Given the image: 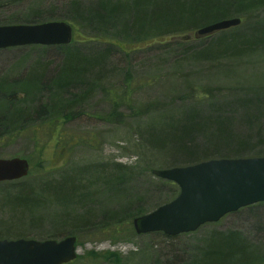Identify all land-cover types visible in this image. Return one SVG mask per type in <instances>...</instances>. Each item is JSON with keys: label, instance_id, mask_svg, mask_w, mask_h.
Instances as JSON below:
<instances>
[{"label": "rangeland", "instance_id": "rangeland-1", "mask_svg": "<svg viewBox=\"0 0 264 264\" xmlns=\"http://www.w3.org/2000/svg\"><path fill=\"white\" fill-rule=\"evenodd\" d=\"M164 3L0 0V25L35 14L65 18L78 42L0 49V158H26L31 166L26 177L0 182V239L76 235L79 256L70 264H212L204 256L214 243L209 251L217 258L241 244L214 264H264L262 202L176 236L135 230V217L180 192L153 170L194 164H175L184 161L171 143L182 119L235 121L256 145L244 157L264 156V0L213 1L209 22L225 13L243 19L239 44L224 46L213 45L224 32L171 41V32L193 35L195 28L175 31L192 26L186 16L165 26L169 21L154 15ZM139 13L143 22L132 30ZM117 97L126 98L122 117H109ZM84 220L85 228L71 223ZM110 253L119 262L107 259Z\"/></svg>", "mask_w": 264, "mask_h": 264}, {"label": "water", "instance_id": "water-1", "mask_svg": "<svg viewBox=\"0 0 264 264\" xmlns=\"http://www.w3.org/2000/svg\"><path fill=\"white\" fill-rule=\"evenodd\" d=\"M242 18H225L197 29L190 38H202L237 27ZM74 28L67 21L0 25V49L26 45H69ZM28 159L0 158V182L26 177ZM155 175L175 182L179 195L153 211L137 216V233L162 231L176 236L217 222L242 207L264 202V156L214 158L185 166L155 169ZM78 256L77 237L60 241L0 239V264H66Z\"/></svg>", "mask_w": 264, "mask_h": 264}, {"label": "trees", "instance_id": "trees-1", "mask_svg": "<svg viewBox=\"0 0 264 264\" xmlns=\"http://www.w3.org/2000/svg\"><path fill=\"white\" fill-rule=\"evenodd\" d=\"M213 1L214 0H165L164 7L160 6L159 8L161 11L159 13H155L154 15H156V17L158 16L162 17V19H164L165 21H169L168 23L165 24V26L172 27V28L178 24H181L179 21H181V19L184 18L185 16L188 18L191 17L192 18L191 27L182 28L181 27L182 25H181L175 31H186L193 27L195 28L194 30L196 31L199 27H201L202 24H204L205 22L211 21V19H208L209 18L208 14L210 13L212 9ZM32 16L33 17L26 19V20H22L21 22L22 23H39V22H45V21H50V20H57L53 16L44 17V16H37L36 14ZM144 16H145L144 14L139 13L135 17L136 19L134 23L131 25L133 26L132 30L134 29L136 30L137 28H140V24L143 22L142 19ZM147 16H151V14ZM226 16L227 18L231 17L229 16L228 13L220 15L222 19H224L223 17L226 18ZM59 20H66V19L62 18ZM6 24H9V23H6ZM242 24H243V21L241 25L237 26V28L235 27V29L231 31H229L230 29H228V30L222 31L224 33L220 32L222 34L220 33L214 34V35L220 34L221 36L218 37L220 39L217 40L213 45L224 46V45H230V44L231 45L239 44L238 39L241 38V36L239 35L243 31V27H244ZM74 30H75V39L73 43H71L70 45L74 43L75 44L78 43L76 40V27L75 26H74ZM171 33H174V35L170 37L171 41L186 42V41H191L194 39V38L189 37L192 34L190 32L180 33V34H176V32H171ZM229 34H232L233 41H230L231 43L225 40L226 38H228ZM224 40L226 41L225 43H223ZM70 45L50 46V47L40 46V47H42L43 50H48L49 48H58V49L62 48L63 49V48L70 47ZM213 48H216V47H212V49ZM77 50H79V48H77ZM74 57H75L74 55H71L70 58L72 59L69 58L67 62L72 61ZM125 104H126V98H122V97L113 98L112 112L109 114V117H113L114 115H118L119 117H122V115H119V114H122V113H119V110ZM25 115L27 116V110L25 108L19 111L17 114L18 118H20L21 120L25 117ZM186 119H182V121L180 122V126L178 128L179 131L177 132L178 134L177 137L171 139L172 140L171 143L174 145L173 153L175 154V156L184 158V161L175 162L176 165L186 164V163H197L205 159H212L214 157L216 158L244 157V156H248L249 154L254 153V152H249L251 151L249 148L253 149L254 146H256L253 140V136L249 134L242 135L241 132H238L235 127V121L229 120L228 118H225V117H216V116L202 118L201 120L195 117V118H192V121L190 119L188 120ZM118 120H121V119H118ZM198 135L204 136L202 137L204 138L206 143L202 140L203 141L202 145L204 146L207 145V147H202L200 143L197 144L198 138H200ZM212 144L214 146H212ZM251 144H254V145L250 147ZM257 155H260V154H257ZM25 198H29V195H25ZM82 217H84V215H82L81 217H78L77 219H80ZM71 223L79 224V228H85L89 226L90 224L89 220L75 221ZM73 233L75 234V232ZM67 234H70V232L69 231L64 232V233H54L53 232L47 236H44V235H41V236L53 238L54 236H58V235L65 236ZM231 235H234V234H228L226 236L228 238ZM215 236L216 237L211 239L210 245H212L215 240L219 239L217 235ZM79 242L80 241L78 240L77 242L78 246L80 245ZM225 242L222 241V243H225ZM220 245H223V244H220ZM215 246L216 245L214 243L213 247L211 246L210 248V249H213L212 250L213 253L215 251L214 248H217ZM238 247L235 249L234 253L237 251ZM212 252L210 251L205 252V255L208 254V256H204V259L212 264L224 262L225 259H227L228 257H231L234 254V253L232 254L229 252L228 253L224 252V254L219 256V258H217V257H213L214 254ZM94 256L95 257L93 258H100L98 254ZM106 258L109 260H115L119 262V257L115 253H110L109 256H107Z\"/></svg>", "mask_w": 264, "mask_h": 264}, {"label": "bare ground", "instance_id": "bare-ground-1", "mask_svg": "<svg viewBox=\"0 0 264 264\" xmlns=\"http://www.w3.org/2000/svg\"><path fill=\"white\" fill-rule=\"evenodd\" d=\"M221 20H223V19L215 20V21H212V22H210V23H208V24H213V23L218 22V21H221ZM222 31H224V30H222ZM222 31H219V32H217V33H220V32H222ZM59 46H62V45H59ZM221 158H225V157H221ZM213 159H214V158H213ZM209 250H210V249H207L206 252H209Z\"/></svg>", "mask_w": 264, "mask_h": 264}]
</instances>
